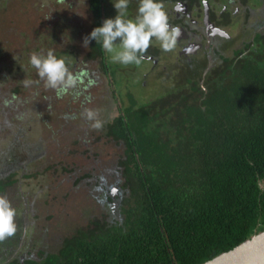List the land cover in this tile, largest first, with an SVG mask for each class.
<instances>
[{
  "label": "trees",
  "instance_id": "16d2710c",
  "mask_svg": "<svg viewBox=\"0 0 264 264\" xmlns=\"http://www.w3.org/2000/svg\"><path fill=\"white\" fill-rule=\"evenodd\" d=\"M234 1L239 7L247 2ZM138 2L130 0L128 10H137ZM87 4L94 17L92 31L102 26L108 1L87 0ZM0 6L7 8L6 2ZM255 28L250 29V43L257 45L256 52L247 49L250 44L244 50L234 49L232 56L222 58L203 76V82L205 62L194 63L188 70V85L177 88L167 83L159 99L148 102L124 95V82L119 87L122 95L116 96L112 85L117 78L108 81L112 100L120 108L111 119L104 110L101 139L106 146H115L112 177L118 176L120 182V219L111 210L88 225L71 218L66 227L72 232L55 251L44 256L28 253L21 260L10 259V253L1 264H202L264 230V30ZM16 29L14 24L3 25L1 34L7 33L0 45V86L10 77L16 85L13 99L26 88L19 79L18 61L28 38ZM53 37L58 42L59 34ZM11 38L23 42L17 51L12 48L17 39ZM35 52L46 54L41 48ZM65 53L54 54L61 58ZM30 55H26L29 68L36 72ZM66 56L70 68L77 57L74 52ZM85 60L108 77L117 64L95 40L90 41ZM114 75L118 77L115 68ZM12 98L1 100V105L15 106L18 102ZM15 118L19 122L15 128L21 130L14 131L13 138L24 127L21 118ZM95 173L79 177H97ZM11 177L0 180V194L17 183Z\"/></svg>",
  "mask_w": 264,
  "mask_h": 264
},
{
  "label": "rangeland",
  "instance_id": "374dc122",
  "mask_svg": "<svg viewBox=\"0 0 264 264\" xmlns=\"http://www.w3.org/2000/svg\"><path fill=\"white\" fill-rule=\"evenodd\" d=\"M3 1L6 2L7 8L3 10L0 6V45L7 33L1 34L3 25L14 24L17 32L27 36L29 41L25 44L27 49L23 48L20 51L25 54L18 61V64H21L22 75L20 78L18 74L12 76L23 82L33 79L29 86L22 83L26 88L20 89V94L14 99L11 93L16 85L9 81L10 77L0 86V101L12 98L18 102L9 108L2 106L0 102V180L6 181L12 175L10 181L20 180L21 182L9 185L3 194L17 211V233L0 242V249H2L0 260H3L4 253L7 255L12 252L10 259L17 257L21 260L20 258L24 255L19 254L18 245L24 244V238L33 236V241L26 243L32 249L43 248L53 252L54 247L49 246L46 239L50 237L49 231L53 237L58 231L59 237H63L64 234L72 232L71 227H66L71 218L75 220L77 217L80 223L88 225L90 221L99 219L103 213L100 212V204L95 199L96 189L93 187V182L96 178L86 179V184L78 182L76 186L73 185L75 180L82 179L79 176L88 172H97L95 175L99 174V177L102 174L103 178H111L112 170H116L113 166L115 146L104 144L101 139V129L91 128L90 122L81 115L84 110H98L99 119L104 120L103 113L107 109L108 119H111L117 116V109L120 108V105L112 100L110 94L112 87L116 96L122 95L123 92L119 87L124 82L126 92L124 95L130 93L137 100L141 96L149 102L164 96L163 89L167 83L173 87L185 83V80L190 77V72L187 71L186 61L176 59L180 46L179 49L174 47L173 50L165 52L161 49L159 42L154 40L151 47L162 50L158 65L152 69V64L145 60L139 66H124L117 63L113 65L109 78L98 69L94 62L85 60L90 43L84 47L83 39L91 33L94 19L87 12V0H62L61 2L0 0V4L4 3ZM107 1L106 15L102 13L103 21L106 18H115L117 15L114 8L115 0ZM257 2L258 0H247L246 4L239 7L235 5L234 0L211 1V6H214L213 15L217 19L224 15L228 22L225 31L227 30L226 32L231 36V41H221L219 44L222 48L229 45L222 52L225 57L232 56L234 49L244 50L245 46L251 44L253 33L250 29L256 27L254 31L264 30V0L263 6L258 5ZM193 3L198 23H200L204 7L200 9L197 0H193ZM136 11L133 8L128 10L129 17L134 18ZM200 26L201 24H198V30ZM58 34L57 42L53 35ZM16 39L11 38L10 41ZM12 43L14 51L23 45L19 39ZM48 47L54 53L66 51L65 55L61 56L63 59L69 58L66 54L74 52V56L77 57L75 51L79 53V58L77 57L75 62L72 61L73 66L69 69L76 76L78 73L82 74V78L76 88L70 89L63 95L58 96L55 90L47 88L37 73L29 68L27 53L32 54L39 48L46 52ZM204 62L202 61L203 65ZM210 65L209 60L205 62L203 69L205 67L206 70ZM114 68L117 70L118 77L114 75ZM85 78L86 81H93L92 84L88 82L90 86L85 83ZM113 78L117 79L111 87L107 82ZM16 115L21 118L24 127L19 137L13 138V132L21 130V128H15L19 123L15 118ZM31 174L34 178H27ZM67 193H69L68 198L62 200L60 196ZM112 194L115 198L111 205V212L115 217L113 205L117 203L118 197L115 195V190ZM26 207L29 211H33L34 217L30 213L28 215V212L26 215ZM28 218H34L35 225L36 223L38 225L34 231L29 224L27 230L23 227L24 221ZM23 249L25 247L20 248V250Z\"/></svg>",
  "mask_w": 264,
  "mask_h": 264
},
{
  "label": "clouds",
  "instance_id": "9594fccd",
  "mask_svg": "<svg viewBox=\"0 0 264 264\" xmlns=\"http://www.w3.org/2000/svg\"><path fill=\"white\" fill-rule=\"evenodd\" d=\"M129 4L130 0H115V18L104 19L102 26L94 28L84 37L83 46L87 47L90 41L95 40L102 44L103 51L110 56L113 63L124 66H139L154 40L159 42L163 51L173 50L179 30L170 25L161 0H139L134 18L129 17ZM30 64L36 69L45 86L55 90L58 96L78 86V76L51 49L46 54L33 52L30 55ZM24 83L29 86L32 81L25 80ZM81 115L90 122L91 128H103L104 121L99 119L98 110L85 109ZM115 195L118 196L117 193ZM16 216L17 211L11 201L7 196L0 195V242L16 235Z\"/></svg>",
  "mask_w": 264,
  "mask_h": 264
},
{
  "label": "flooded vegetation",
  "instance_id": "af4514ba",
  "mask_svg": "<svg viewBox=\"0 0 264 264\" xmlns=\"http://www.w3.org/2000/svg\"><path fill=\"white\" fill-rule=\"evenodd\" d=\"M211 1L207 2L206 0H202L200 3L198 2L199 8L204 7L203 15L201 17L202 20L200 21V23H198V20L196 17V11L194 9L195 6L193 3V0H161L167 12L170 25L172 27L178 28L179 30V35H178L176 46H175L176 48L178 47V49L180 46V50L176 54V59L178 58L177 61L179 60L186 61L187 62L186 66L188 70L194 65V63L202 64V61L203 62L204 61L207 62L209 60L211 61V65L206 70L204 69L201 73L202 82H203V76L206 75L215 65H218L219 63H221L222 58H226L222 52L226 50V48L229 45L226 48H222L219 46L220 42L221 41H224V42L231 41L230 40L231 36L228 34V32H226L227 30L225 31V28L227 27L228 22L226 18H224V15L220 19H217L213 15L212 9L214 6H211ZM198 24H201L199 30H198ZM252 40H253V37L251 41ZM250 45H251L250 48H247V49L250 52H256L257 45L255 43L253 44L251 43ZM161 52L162 50L159 48L150 47L147 53H145L144 60L152 64V69L156 65L159 64ZM173 71H174V68H173ZM147 75L148 74L145 72V76ZM78 76L80 80L82 78V74L78 73ZM84 81L87 84V86H90L89 83L92 84L93 82L92 80L86 81V78L84 79ZM187 85L188 84L186 81L182 85H178L177 88H181L183 86L186 87ZM165 86L168 87V84H166ZM93 178H96L95 181L93 182V187L96 189L95 199L100 204L99 205L100 212L107 214V212H110L111 205L114 200L112 191L115 190L118 195L120 193L119 191L120 182L118 181V176L111 177V178H108V177L103 178V175L100 174V177L98 175L97 177H93ZM93 178H90V179H93ZM86 179H89V178H85L81 180L79 183L86 184L85 182ZM20 183H21L20 180H18L16 184H20ZM14 184L15 183H13L12 185ZM68 196H69V193L65 195H61L60 197L62 198V200H66ZM109 197H111V199H109ZM32 207H33V204L31 203V208ZM25 211H26V215L28 212V215L30 213L31 216L34 217L32 210L29 211V209L26 207ZM24 223L25 224L23 227H25L26 230H27L28 224L30 228L33 227V231L38 228L37 223L35 225L34 218H28V220L27 221L25 220ZM49 235L50 237H52V241H50V237L46 238L48 240L47 241L48 245L53 246L54 250H56V248H59L60 246V240L67 237L69 234H64L63 237H59V231H58L55 237H53L51 235V232L49 231ZM26 239L24 238L23 245H18L19 246L18 252H21L22 255H26V257H28L27 254L29 253L30 255L41 254L42 256H44L43 253L48 252V250L43 249V248H39L35 250V249H32V247L26 245L28 241L30 242L33 241V236L28 237ZM21 247H25V249L20 250ZM11 249H13V247H11ZM7 255H5L4 253V257Z\"/></svg>",
  "mask_w": 264,
  "mask_h": 264
},
{
  "label": "water",
  "instance_id": "95a60500",
  "mask_svg": "<svg viewBox=\"0 0 264 264\" xmlns=\"http://www.w3.org/2000/svg\"><path fill=\"white\" fill-rule=\"evenodd\" d=\"M120 199L114 204L115 219L119 220ZM202 264H264V230L258 231L229 251L222 252Z\"/></svg>",
  "mask_w": 264,
  "mask_h": 264
}]
</instances>
